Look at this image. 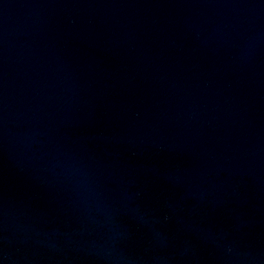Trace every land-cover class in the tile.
I'll use <instances>...</instances> for the list:
<instances>
[{
  "label": "water",
  "instance_id": "95a60500",
  "mask_svg": "<svg viewBox=\"0 0 264 264\" xmlns=\"http://www.w3.org/2000/svg\"><path fill=\"white\" fill-rule=\"evenodd\" d=\"M0 264H264V0H0Z\"/></svg>",
  "mask_w": 264,
  "mask_h": 264
}]
</instances>
